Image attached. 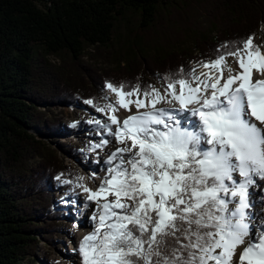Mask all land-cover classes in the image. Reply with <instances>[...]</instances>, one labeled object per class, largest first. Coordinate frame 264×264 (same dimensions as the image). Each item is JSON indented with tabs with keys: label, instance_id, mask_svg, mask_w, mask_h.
<instances>
[{
	"label": "trees",
	"instance_id": "trees-1",
	"mask_svg": "<svg viewBox=\"0 0 264 264\" xmlns=\"http://www.w3.org/2000/svg\"><path fill=\"white\" fill-rule=\"evenodd\" d=\"M263 26L264 0H0V264L34 263L41 234L62 229L53 187L60 178L70 191L80 185L77 170L45 138L62 130L54 106L91 100L106 110L107 83L126 94L151 95L162 81L178 87L201 65L241 53ZM249 49L263 48L253 42ZM189 147L187 160L171 169L185 174L182 202L171 200L176 217L154 238L157 216L138 177L120 174L117 189L133 203L116 219L126 226L118 223L119 234L108 231L100 241L101 255L116 253L118 264L210 262L228 217L211 192H234L224 186L228 178L203 171L197 137ZM144 151V164L155 163L148 173L158 178L159 159ZM141 242H152L150 263Z\"/></svg>",
	"mask_w": 264,
	"mask_h": 264
},
{
	"label": "rangeland",
	"instance_id": "rangeland-1",
	"mask_svg": "<svg viewBox=\"0 0 264 264\" xmlns=\"http://www.w3.org/2000/svg\"><path fill=\"white\" fill-rule=\"evenodd\" d=\"M253 42H260L263 48L260 53L252 54L255 59L254 69L257 73H261V71H264V26L261 28L259 34L254 37L253 41L246 43L241 53L233 56H224L214 66L201 65L192 81L178 87H167L165 82L162 81L155 84L151 95L138 92L126 94L121 89L110 88L108 86L110 83H107L104 88L105 99L108 100L106 110L97 108V106L92 104L91 100H78L72 106H54L52 114L59 119L62 130L59 135L50 133L44 137L55 145L56 148L60 149V156L63 160L77 170L80 185L76 190L70 191V185L61 182L63 179L60 178L57 185L53 187L55 206L57 211L61 213L60 223L62 224V229L53 232L54 234L49 236L48 239H45L44 235L41 234L38 247L35 250L36 257L34 258V263L31 262V264L73 263V254L70 251L75 246L74 240L78 238L82 230V220L78 212H80V208L84 207V204L78 197L79 190L85 182L91 183L93 177L97 175L99 168L104 166L100 161L104 160L107 154L101 146L105 142L101 134L104 133L106 127L102 125L101 119L102 117L112 118V115L116 119H122L121 116L123 113L121 114L122 110L119 108L121 98L132 100L139 97L141 99L152 100L153 104L159 110V118L155 119V121L144 120L142 121L143 125L140 126H128L127 130H125L128 133L127 136L129 135L130 138H133L137 135L140 138L135 137L138 142L137 145H142L137 146L134 144V146L131 145L133 150L129 149L130 146L128 147L126 144L127 140L122 135L120 142L122 141V144L125 142V149H122L121 156L116 159L118 161L112 167L104 166L107 172H113L111 182L112 185L114 184V195L117 196L120 205L108 209L102 217L101 224L96 227L90 237L89 250L92 257V264L119 263V256L116 253L101 255L99 243L108 231L119 234L117 230L118 226H116L118 223L119 226H126V222L116 220L119 218L121 212L129 210L133 203L132 198L121 196L118 189H116L120 180V174L123 171H131L138 177L140 191L147 196L145 202L147 201L149 210H153L156 213L159 223H164V221L166 222L168 220L170 224L174 220L176 212L174 213L171 200L174 198V200L176 199L178 202H182V198L177 197V194L180 193L181 183L185 178V174L179 171L177 175L173 176L171 169H175L178 165L175 160L182 162L187 160V156L189 153L191 154L188 140L196 137L199 139L201 152H204V156L200 160L203 171L213 175L220 174L224 179L228 178L224 186H226L227 191L232 190L234 192L231 195L227 193L223 197L218 194L220 189H213L211 192V197H216L221 200V207L227 213L228 217L224 222L225 227L221 228L219 246L215 251L210 253L211 260L208 264H222L221 256L224 245L236 230L248 228L249 235L255 237V239H260L261 232L259 226L251 219L253 225L250 227L247 212L249 210V212L253 213L255 206L261 203L264 204V172L261 173L259 182L255 187L252 180H239L241 173L248 171L244 163V156L249 150L246 143L240 139L234 141L225 140L224 138L221 141L217 138L213 139L210 135L203 132L202 120L194 115L192 111L176 109L182 103L184 97H197L200 89L203 87V73L217 74L224 71L227 76H230L234 69L235 60L243 56L245 57L247 53L246 46H250ZM85 59L87 61L91 60L88 56ZM52 60L58 62V59L55 57H52ZM99 63L100 67H113V64ZM40 108L42 110L45 109L43 107ZM218 129L223 135L226 134L227 126L224 120L219 122ZM67 132H69V135H66ZM141 135L143 136L141 137ZM182 135H184V138ZM141 138L149 139L159 145L149 143L145 140L141 143ZM62 143L69 144V147H63ZM144 143L147 144L146 147L148 149L156 154L160 161L158 178L153 176L152 173L149 174L147 171V169L152 170L155 168L154 161H150V165L148 166L144 164V161L148 159L144 151L146 148L143 145ZM153 145H157L160 147L159 149L169 151L158 152L159 150ZM161 183H164L163 192L157 189L162 185ZM255 196L260 197L261 201L258 200L255 203H248L250 197L255 198ZM257 202L259 203L257 204ZM184 204L186 203L184 202ZM143 210H145L144 207ZM192 210L190 206H187L185 209L187 212ZM81 212L85 213V211ZM142 225H145L144 221ZM151 244L152 242L148 244L141 242L137 245L138 250L141 253H145L147 257L146 263L151 262L152 255L148 247Z\"/></svg>",
	"mask_w": 264,
	"mask_h": 264
},
{
	"label": "bare ground",
	"instance_id": "bare-ground-1",
	"mask_svg": "<svg viewBox=\"0 0 264 264\" xmlns=\"http://www.w3.org/2000/svg\"><path fill=\"white\" fill-rule=\"evenodd\" d=\"M246 51L245 57L240 56L241 58L235 60L230 76H227L224 71L217 74L203 73V87L197 97H184L176 109L192 111L202 120L203 132L213 139L243 140L249 149L244 156L248 171L241 173L239 180H252L255 187L261 173L264 172V71L261 73L255 71V59L249 45L246 46ZM108 86L113 89L112 85ZM119 108L122 110L121 114H124L121 116L122 119H116L114 115L112 118L102 117L101 119L102 125L106 127L101 134L102 139L105 140L101 146L107 155L100 163L105 167L115 165L118 161L116 159L121 156L122 149H125V142L124 144L120 142L122 135L126 138L129 149L133 150L131 145L138 144L135 139V137L139 138L137 135L133 138L127 136L128 133L125 130L128 126H140L143 125L144 120L155 121L159 118V110L152 100L139 97L132 100L121 98ZM221 120L226 122L225 135L218 129ZM182 137L184 138V135ZM143 140L157 144L145 138H141V143ZM157 145L153 146L159 150L158 152L167 151L159 149ZM104 166L99 168L91 183L85 182L79 190L78 197L84 204L78 212L82 220V230L78 238L74 240L75 246L70 251L73 254L72 264H92L89 250L90 237L96 227L101 224L102 217L108 209L120 205L117 196L114 195V184L112 185L111 182L113 172H107ZM161 184L157 189L163 192L164 183ZM258 200L261 201L260 197H250L248 203H255ZM258 205L255 206L253 213L248 210L247 217L250 227L253 225L251 219L259 226L260 239L249 235L248 228L234 231L224 245L222 264H264V204Z\"/></svg>",
	"mask_w": 264,
	"mask_h": 264
},
{
	"label": "built area",
	"instance_id": "built-area-1",
	"mask_svg": "<svg viewBox=\"0 0 264 264\" xmlns=\"http://www.w3.org/2000/svg\"><path fill=\"white\" fill-rule=\"evenodd\" d=\"M168 224H169L168 220L166 222L164 221V223L163 222L159 223L158 217H157L156 221L152 227V238H154L156 233L160 232Z\"/></svg>",
	"mask_w": 264,
	"mask_h": 264
}]
</instances>
